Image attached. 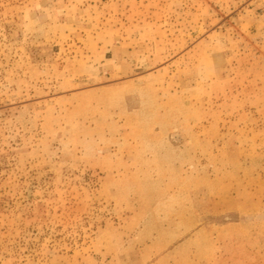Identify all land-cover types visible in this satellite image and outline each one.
I'll return each instance as SVG.
<instances>
[{
	"label": "rangeland",
	"instance_id": "1",
	"mask_svg": "<svg viewBox=\"0 0 264 264\" xmlns=\"http://www.w3.org/2000/svg\"><path fill=\"white\" fill-rule=\"evenodd\" d=\"M0 264H264V0H0Z\"/></svg>",
	"mask_w": 264,
	"mask_h": 264
}]
</instances>
